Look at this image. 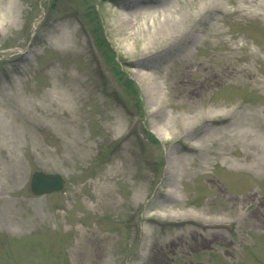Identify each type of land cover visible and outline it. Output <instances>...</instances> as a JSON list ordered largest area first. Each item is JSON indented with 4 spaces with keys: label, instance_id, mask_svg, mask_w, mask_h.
Segmentation results:
<instances>
[{
    "label": "rangeland",
    "instance_id": "374dc122",
    "mask_svg": "<svg viewBox=\"0 0 264 264\" xmlns=\"http://www.w3.org/2000/svg\"><path fill=\"white\" fill-rule=\"evenodd\" d=\"M0 264H264V0H0Z\"/></svg>",
    "mask_w": 264,
    "mask_h": 264
},
{
    "label": "water",
    "instance_id": "95a60500",
    "mask_svg": "<svg viewBox=\"0 0 264 264\" xmlns=\"http://www.w3.org/2000/svg\"><path fill=\"white\" fill-rule=\"evenodd\" d=\"M65 185V179L60 174L37 171L33 174L31 187L35 193L41 194L60 190Z\"/></svg>",
    "mask_w": 264,
    "mask_h": 264
},
{
    "label": "bare ground",
    "instance_id": "6f19581e",
    "mask_svg": "<svg viewBox=\"0 0 264 264\" xmlns=\"http://www.w3.org/2000/svg\"><path fill=\"white\" fill-rule=\"evenodd\" d=\"M150 11H152L151 9H149V8H147V9H145L143 12H150ZM145 49H147V47H145ZM187 83H186V80H184V78L183 79H180V85H186ZM153 97H155V95H153ZM212 226H215L216 224H211Z\"/></svg>",
    "mask_w": 264,
    "mask_h": 264
}]
</instances>
